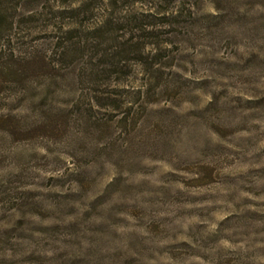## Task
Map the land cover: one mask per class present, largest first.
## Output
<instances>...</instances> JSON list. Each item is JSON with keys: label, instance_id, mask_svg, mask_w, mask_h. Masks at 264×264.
<instances>
[{"label": "rangeland", "instance_id": "374dc122", "mask_svg": "<svg viewBox=\"0 0 264 264\" xmlns=\"http://www.w3.org/2000/svg\"><path fill=\"white\" fill-rule=\"evenodd\" d=\"M0 264H264V0H0Z\"/></svg>", "mask_w": 264, "mask_h": 264}]
</instances>
